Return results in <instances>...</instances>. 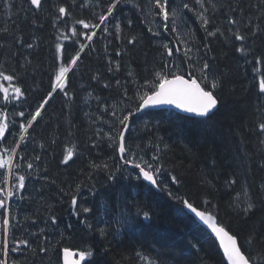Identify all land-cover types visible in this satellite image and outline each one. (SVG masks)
<instances>
[{
    "label": "trees",
    "instance_id": "trees-1",
    "mask_svg": "<svg viewBox=\"0 0 264 264\" xmlns=\"http://www.w3.org/2000/svg\"><path fill=\"white\" fill-rule=\"evenodd\" d=\"M10 2L15 7L6 9L0 0V27L10 29L6 47L0 49V70L15 73L26 91V97L18 106L9 105L10 113L26 110L30 114L50 90L54 65L60 64L55 60V44L60 42L65 46L67 59L79 48L72 40H60V36L71 35L68 29L74 26L73 20L92 18L93 9L99 14L101 3L106 10L110 0H88L90 7H81L84 0H75V3L73 0H47L37 16L27 11L29 5L24 0ZM185 2L195 7L194 0ZM217 2L227 4L228 0ZM134 3L145 5L148 0H134ZM60 4L69 9L70 15L62 22L57 21L58 31L52 24V17ZM146 14L145 11L143 15ZM185 14L187 27L181 29L180 36L195 41L201 55L205 51L203 44L210 42L211 51L207 56L209 59L214 57L211 67L214 72L224 74L223 87L216 92L220 97L218 109L207 125L196 123L202 118L171 110L136 113L132 118L131 141L144 147L147 158L153 154V146L159 144L165 172L181 180L175 185L167 175L160 177L173 194L185 196L195 206L212 213L222 226L234 235L238 234L239 242L254 229L264 236V223L261 222L264 207L258 208L249 218H241L231 206L245 183L253 196L261 198L257 189L264 181V168L260 167L264 154L258 153L254 145L259 134L258 125L264 122V94L258 91V78L264 74V64L257 65L255 56L264 54V38L256 39L255 56H249V62L245 63L234 51L238 42L219 37L205 39L200 21L193 13L185 10ZM210 14L215 16L218 25L225 23L224 10ZM143 15L133 4L119 5L116 17L124 22L122 39L97 30L91 46L81 53L77 66L69 73L68 91L73 93L72 101H66L59 92L54 94L42 117L29 129V139L18 149L25 155L23 161H16L23 163L22 172L27 171L28 157L39 154L41 160L34 162L35 167L26 181L23 190L26 199L11 200L13 215L21 225L16 236L19 238L26 228L29 233L37 234L28 237L33 248L45 244L49 248L47 253L37 252L35 256L26 250L12 254L24 264H62L64 247L79 251L91 248L93 255L84 264H149L150 261L156 264H226L210 234L186 210L178 212L183 208L182 204L168 198L166 193L158 194V190L151 189L141 179L129 178L130 168L119 172L114 180H108L109 169L115 171V165L120 161L106 142L97 140L95 133L98 129L108 130L113 107L117 112L132 107V102L123 96V89L127 88L129 96L133 95L136 85L151 81L153 68L161 64L162 41L147 32L148 26L141 22ZM33 19L35 23H32ZM127 19L133 21L132 26L127 25ZM92 22L98 21L93 19ZM113 23L109 22L112 32ZM75 26L83 30L81 25ZM12 31L20 35L21 44L12 43ZM161 35L168 42L176 38V34L171 37L170 32ZM131 36H136L138 42L128 45L127 39ZM80 42H84L83 37ZM26 43H32L33 47H24ZM117 50L120 56H116ZM112 60L119 61V71H115ZM110 66L114 69L112 72L108 71ZM254 68L259 71L254 73ZM129 72L133 73L132 77ZM93 75H98L99 80L91 79ZM105 83L110 86L105 88ZM0 84L10 87L7 81L0 80ZM15 119L17 125L10 127L2 147L15 146L19 138L18 125L24 118ZM94 140L98 147H92ZM40 143L45 145L44 148L39 147ZM73 145L76 152L72 160L68 165L61 164L64 149ZM93 163H106L109 169L92 168ZM231 179H236L237 183L229 188L226 181ZM2 180L3 176H0ZM72 195L78 198V208L89 207L92 211L74 215L70 204ZM92 196L98 200L86 202L83 199ZM205 199L211 204L205 205ZM137 209L150 211V220L144 221L142 212L137 216ZM52 216L57 217L55 225L51 222ZM125 218L132 223L124 227L116 223L117 219ZM81 220H86L92 227L80 223ZM100 228L107 229L103 237L99 234ZM262 247L258 237L251 249L259 251ZM141 256L147 259L142 260Z\"/></svg>",
    "mask_w": 264,
    "mask_h": 264
},
{
    "label": "snow or ice",
    "instance_id": "snow-or-ice-1",
    "mask_svg": "<svg viewBox=\"0 0 264 264\" xmlns=\"http://www.w3.org/2000/svg\"><path fill=\"white\" fill-rule=\"evenodd\" d=\"M24 2L29 5L27 11H30L33 16H37L44 9L47 0H24ZM2 3L6 9L15 7V4L11 3L10 0H2ZM73 3H75V0H73ZM122 3L133 4V7L139 10L142 15L146 10L147 14L143 15L141 22L148 26L147 32L154 39L160 38L162 41L160 44L162 49L161 64L158 68H153L151 81L146 80L144 85H136V91L133 95L129 96L128 89H123V96L127 101L132 102V107L122 109L119 112L113 107L110 111L112 119L108 123V130L98 129L95 133L97 140L106 142L107 147L111 148L118 156L120 163L115 165V171L109 169L106 163L103 165L93 163L91 167L109 169L108 180H114L119 172L127 170L130 166L129 178L142 179L148 183L151 189L158 190V194L166 193L168 198L174 199L183 205V208L178 209V212L182 213L185 209L189 210L204 224L208 225L219 239L220 247L223 249V257L226 259L227 264H264V247L259 251L251 249L253 242L258 237L260 243L264 245V236H260L258 230L254 229L243 242H239L238 234L230 235L225 227L218 225L214 215L198 210L185 196L173 194L168 184L160 177L167 175L170 177V182L175 185H179L181 180L176 175L165 172L164 164L161 162L159 144L153 146L151 149L153 154L146 159L147 153L144 147L131 141V131L134 123L132 118L143 109L162 105L175 106L177 109L202 118L196 122L200 125H207L218 109L220 97L216 95V92L223 87L224 74L214 72L211 67L214 57L209 59L207 56V53L211 51L210 42L203 44L205 51L201 55L200 48L195 41L183 39L180 36L181 29L187 27L185 10L193 13L196 19L200 21V27L206 33L205 39L219 37L226 41L238 42L234 51L240 55V58L245 60V63H248L247 58L255 56L256 39L258 37L264 38V0H248L247 3H245V0H237L235 3L228 0L227 4H219L217 0H194L195 7L193 4L185 2V0H148L145 5L136 4L134 0H110L107 3L106 10L103 3H101L98 5L102 9L99 14L93 9L92 18L73 20L74 26L68 29L71 35L64 34L60 36V40H72L74 44L79 45V48L75 55L67 59L65 46L60 42L55 44V60L60 61V64L58 66L54 65L55 72L54 76L50 78V90L47 91V94L43 96L30 114L26 113V110L10 113L9 105L18 106L26 97V91L20 86L15 73L8 74L0 70V80L10 83V87H3L0 84V94H2L0 95V138L5 137V133L10 127H16V117L24 118L18 125L19 138L16 140L15 146L0 147V176H3V180L0 181V264H24L23 261L12 257L13 253H19L22 250H26L33 256L37 252L47 253L49 251L47 244L38 249L33 248L28 237L37 234L29 233L26 228L23 229L19 238L16 236V232L21 225L17 217L13 215L11 200L18 198L19 201H23L26 199L23 194V190L26 189V181L32 174L31 170L35 167L34 162L41 160L39 154L28 157L27 171L22 172L23 163H17L16 161L17 159L23 161L25 155L21 154L18 149L24 146V142L29 139V129L33 128L35 123L38 122V118L42 117L46 105L50 103L54 94L59 92L66 101H72L73 93L68 91L69 73L77 66L78 61L81 59V53L91 46L94 37L97 35V30H101L103 34L114 35L117 40L122 39L124 22L116 17V12ZM81 7H90L88 0H84ZM221 10H224L226 20L224 24L218 25L215 16L210 13L216 14ZM69 15V9L64 4L58 5L56 14L52 17L53 26L59 31L57 21L62 22L64 17ZM93 19L98 22H92ZM110 21H114L111 26L114 32L110 31ZM35 22V19H33L32 23ZM126 23L128 26H132L133 21L127 19ZM75 25H81L83 30L78 29ZM162 32L176 34V38L168 42L162 37ZM9 34V28L0 27V49L6 47L5 41L9 38ZM81 37H83V43L80 42ZM10 38L13 44L22 43L20 35L15 31H12ZM135 42H138L136 36L127 39L128 45ZM23 46L31 49L33 44L26 43ZM115 54L116 56L121 55L119 50ZM111 63L115 65V71L120 70L119 61L112 60ZM255 63L257 65L264 64V54L255 56ZM113 70L111 66L108 68L109 72ZM258 71L257 68L253 69L254 73ZM128 75L132 77L133 73L129 72ZM91 79L98 81L99 77L93 75ZM116 84L119 86L120 81L117 80ZM109 86L107 83L104 85L105 88ZM142 88L146 90L142 91ZM258 91L259 94H264V74L258 78ZM65 106L68 107L67 103ZM107 110L105 109V111ZM258 128L259 134L254 146L258 153L264 154V122L259 123ZM97 140H94L92 147L99 146ZM52 143H55V141H52ZM44 146L43 143L39 144L40 148H44ZM164 147L167 148V145H164ZM75 152V145L65 148L60 163L68 165ZM260 167L264 168V159L260 160ZM44 179H47V177L45 176ZM207 183L210 184L211 181H207ZM236 183V179L226 181L229 188ZM79 187V185L76 186L77 191H79ZM257 191L261 196L260 199L252 195L249 186L245 183L242 186V192L236 193L231 201V206L235 207L238 216L249 218L258 208L264 207V181L260 182ZM203 203L210 205L211 201L205 199ZM70 204L74 215L81 212L86 214L92 211L89 207L78 208L76 195L71 196ZM141 212L143 220L149 221L151 212L137 209L136 215L140 216ZM56 221L57 217L52 216L51 222L53 225L56 224ZM261 222L264 223V220ZM80 223L86 224L89 228L92 227L91 224H87L86 220H81ZM116 223L124 227L131 224L132 220L127 218L117 219ZM98 231L103 237L107 229L100 228ZM62 252L63 264H81L82 260L93 255L91 248L74 251L69 247H64ZM141 259L147 258L141 256ZM149 264H156V262L150 261Z\"/></svg>",
    "mask_w": 264,
    "mask_h": 264
},
{
    "label": "water",
    "instance_id": "water-1",
    "mask_svg": "<svg viewBox=\"0 0 264 264\" xmlns=\"http://www.w3.org/2000/svg\"><path fill=\"white\" fill-rule=\"evenodd\" d=\"M161 108H172V109H174L175 111H177V112H179V113H183V114H186V115H190V116H195L194 114H192V113H188V112H185V111H183V110H180V109H177V108H175V106H171V105H162V106H157V107H150V108H147V109H161ZM147 109H143V110H141V111H144V110H147ZM195 117H197V116H195ZM198 210H201V209H199L198 208ZM203 211V210H202ZM187 212L189 213V214H191L192 216H193V218L201 225V226H203L210 234H211V236L216 240V242L218 243V245L220 246V242H219V239L216 237V235H215V233H213L212 231H211V229L208 227V225H206V224H204V222L203 221H201L198 217H196L195 216V214L194 213H191L189 210H187ZM219 225V224H218ZM220 226V225H219ZM226 230V229H225ZM230 234V233H229ZM231 235V234H230ZM221 248V247H220ZM221 250H222V252H223V249L221 248ZM62 259H63V253H62ZM63 261V260H62ZM83 261L84 260H82L81 261V264H83Z\"/></svg>",
    "mask_w": 264,
    "mask_h": 264
},
{
    "label": "bare ground",
    "instance_id": "bare-ground-1",
    "mask_svg": "<svg viewBox=\"0 0 264 264\" xmlns=\"http://www.w3.org/2000/svg\"><path fill=\"white\" fill-rule=\"evenodd\" d=\"M147 4V3H146ZM146 11V10H145ZM163 33V32H162ZM166 33V32H165ZM187 39V38H186ZM191 40V39H190ZM157 41V40H156ZM90 61V60H89ZM110 64V63H109ZM85 65V64H84ZM108 65V64H107ZM149 76V75H148ZM119 77V76H118ZM122 79V78H121ZM126 81V80H125ZM127 83V82H126ZM122 84V83H121ZM109 91V90H108ZM106 99V98H105ZM110 105V104H109ZM113 106V105H112ZM112 106L110 108H112ZM100 107V106H99ZM109 111V110H108ZM191 117V116H190ZM87 198V197H86ZM83 199L86 201L88 199H93V200H98V198L96 196H92L91 198H87L85 199V197H83ZM87 202V201H86ZM97 204V203H96ZM118 211H121V209L119 208ZM122 213V212H121ZM212 214V213H211ZM213 215V214H212ZM30 216V215H29ZM22 217V216H21ZM216 217V216H215ZM33 218V217H32ZM217 219V218H216ZM201 226V225H200Z\"/></svg>",
    "mask_w": 264,
    "mask_h": 264
}]
</instances>
